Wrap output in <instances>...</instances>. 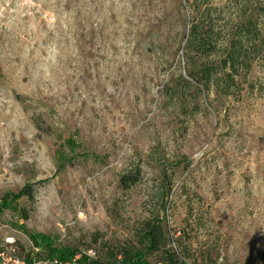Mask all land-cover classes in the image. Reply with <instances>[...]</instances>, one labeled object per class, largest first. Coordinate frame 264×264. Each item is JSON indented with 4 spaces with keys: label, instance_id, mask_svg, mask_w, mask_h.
<instances>
[{
    "label": "rangeland",
    "instance_id": "obj_1",
    "mask_svg": "<svg viewBox=\"0 0 264 264\" xmlns=\"http://www.w3.org/2000/svg\"><path fill=\"white\" fill-rule=\"evenodd\" d=\"M263 5L0 0V249L119 259L158 218L186 264H264V50L231 94L195 79Z\"/></svg>",
    "mask_w": 264,
    "mask_h": 264
},
{
    "label": "trees",
    "instance_id": "obj_2",
    "mask_svg": "<svg viewBox=\"0 0 264 264\" xmlns=\"http://www.w3.org/2000/svg\"><path fill=\"white\" fill-rule=\"evenodd\" d=\"M253 11L250 15L247 10H243L240 13L233 35L226 42L224 53L221 57L220 71L215 72L205 66L196 73L197 78L195 79L198 84L206 88L212 85L219 91H224L226 95L231 94L230 88L234 87L235 81L240 76L249 73L254 62L263 59L261 51L264 50V38L258 28L257 18H264V5L258 6ZM190 35L192 36V41L195 44L197 42L199 48H208L209 36L207 34L198 35L194 26ZM135 182L136 178L127 175L122 176L119 181L120 186L124 190L129 189ZM20 194L31 199V188L29 186L23 188ZM139 237L140 246L132 250L122 251L119 259L112 256L109 260L101 261L88 256H81L79 262L81 264H157L150 263L147 257L158 254L160 264H186L179 259L176 253L167 248L163 227L158 218L146 221L142 226ZM55 251H57L55 257L60 261H67L75 254L74 251L69 249ZM29 259L30 256L27 255L25 260Z\"/></svg>",
    "mask_w": 264,
    "mask_h": 264
},
{
    "label": "built area",
    "instance_id": "obj_3",
    "mask_svg": "<svg viewBox=\"0 0 264 264\" xmlns=\"http://www.w3.org/2000/svg\"><path fill=\"white\" fill-rule=\"evenodd\" d=\"M5 243L8 245L9 250L13 252V250L11 249L13 241L7 242V240H5ZM0 264H81V263L79 262V258L77 257L72 260L60 261L56 258L51 260H41V259L38 260V258H36L35 256H31L29 260H25L18 258L12 255L11 253L0 249Z\"/></svg>",
    "mask_w": 264,
    "mask_h": 264
}]
</instances>
